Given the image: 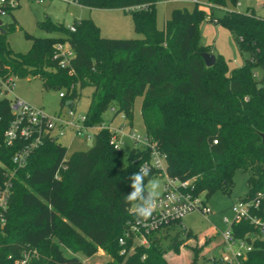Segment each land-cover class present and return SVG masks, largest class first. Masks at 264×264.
<instances>
[{"label": "trees", "instance_id": "trees-1", "mask_svg": "<svg viewBox=\"0 0 264 264\" xmlns=\"http://www.w3.org/2000/svg\"><path fill=\"white\" fill-rule=\"evenodd\" d=\"M160 1L77 0L90 9L130 14L142 39L103 38L92 20L74 23L76 31L71 32L47 19L40 27L62 37L27 35L32 46L22 54L8 42L16 22L5 24L6 34L0 33V81L38 78L46 90H66L62 103L79 100L82 91L92 87L87 116L93 126L101 125L104 114L114 109V117L124 114L125 127H133L135 103L142 98L146 134L168 156L171 178L194 180L195 191L209 200L216 192L230 194L241 171L249 176L243 199L253 197L264 191V80L253 77L256 69L264 70V19L255 10L227 11L219 24L249 58L230 70L218 56L208 67L202 55L209 51L199 43L205 17L200 5L195 4L193 11L174 10L160 30L156 25ZM207 2L215 9L226 8L229 2L236 5L237 0ZM58 43H68L74 52L69 67L55 59ZM6 95L0 100V160L12 167L14 150L3 141L13 119ZM111 137L102 130L93 148L69 158L66 147L51 141L30 156L17 172L5 223L0 212V264H14L27 247L38 253L32 264H84L77 254L92 257L99 250L112 258L103 264H170L165 255L170 250L178 254L182 239L179 232H169L180 222L169 232L154 235L149 246L121 254L119 240L133 217L132 206L124 201L131 191L129 177L149 156L137 149L125 155L113 148ZM154 176L150 173L146 184ZM259 215L264 218V199ZM233 232L238 238L257 233L247 222L234 225ZM165 241H171L168 247ZM64 249L73 255L66 256ZM194 250L192 264H197L200 250ZM245 264H264V239L255 241Z\"/></svg>", "mask_w": 264, "mask_h": 264}, {"label": "rangeland", "instance_id": "rangeland-1", "mask_svg": "<svg viewBox=\"0 0 264 264\" xmlns=\"http://www.w3.org/2000/svg\"><path fill=\"white\" fill-rule=\"evenodd\" d=\"M195 4L200 5V9L204 12L205 17L200 24V45L207 48L210 54L218 57L222 56L227 62L230 70L243 66L244 61L249 58L247 53H241L238 49L236 41L229 30L219 24V20L227 11H236L239 13H247L249 10H255L257 17L264 19V0H237L236 5L227 3L226 8L212 9L207 0H199ZM193 1L185 0H161L156 5V25L157 28L163 30L166 22L171 18V14L176 9H187L193 11L195 5ZM47 19L58 25L70 27L81 20H92L99 28L103 38L107 39H142L143 36L135 30L134 22L130 14H126L121 9H90L83 7L74 2V0H47L44 5H37L34 2L25 1L21 8L15 10L11 16L5 17V24H11L14 21L17 30L8 35V42L11 49L16 53L26 54L32 46V41L27 35L34 38H57L62 37L58 33H48L44 31L40 24ZM262 75L260 69H256ZM7 98L10 101L20 99L34 106L40 107L48 114L54 115L59 112H65L70 101L66 100L62 103L60 92L54 90H46L43 83L38 78H13L12 89L7 92ZM94 89L87 87L82 91L81 98L76 102L77 111L81 114H87L91 104ZM142 98H138L134 108L133 127L126 128V121L122 119V115H118L113 119L114 114L108 110L103 116L102 125H110L111 129L118 130L123 128L125 133L129 129L137 133H146L145 125L141 114ZM101 126H97L100 128ZM99 130L92 129V138L87 136L82 138H74L71 133L67 137L60 140V144L68 149L67 158L75 152H86L94 147L96 137ZM125 146L123 147L125 155H128L133 148V143L129 138H124ZM126 164V158L124 159ZM248 174L238 172L234 178L233 187L230 194L216 192L211 196L209 206L213 210V214L204 216L194 213L186 216L181 224L172 231L179 232L182 239L180 252L177 254L170 250L165 255L170 264H192L194 258V249L200 250L197 264H212L210 259L221 256V247L212 249L215 244L221 243V232L226 231L227 226L223 223L224 219L233 220L234 215L232 207L239 200L245 198L248 194ZM160 183L158 196L161 195L165 179L161 176H154ZM157 196V197H158ZM173 225L169 228L172 229ZM169 229H167L169 232ZM184 229L190 233V237L184 234ZM216 230L218 234L209 236L212 231ZM165 233V232H164ZM170 233V232H169ZM186 233V232H185ZM171 241H165L164 245L169 246ZM208 251V252H207ZM103 256L85 257L81 254L78 256L86 262V264H103L111 261L112 258L103 250ZM66 256H71V252L64 249Z\"/></svg>", "mask_w": 264, "mask_h": 264}, {"label": "built area", "instance_id": "built-area-1", "mask_svg": "<svg viewBox=\"0 0 264 264\" xmlns=\"http://www.w3.org/2000/svg\"><path fill=\"white\" fill-rule=\"evenodd\" d=\"M25 1L34 2L37 5H44L47 2V0H0V20L4 25V18L11 16L15 10L21 8ZM65 1L69 2L70 0ZM74 2L77 3V0ZM68 28L71 32L76 31L74 25ZM55 47V59L60 61L61 67H69L71 60L75 57L70 45L58 43ZM261 71L262 75L256 70L253 72V77L258 81L264 80V70ZM12 83V79L6 82L0 81V100L8 94L7 92H10ZM66 95V90H63L59 96L64 99ZM77 101H70L72 105H68L65 112L62 111L54 115L20 99L11 101L13 119L4 132L3 141L8 148L14 150V154L11 158L12 167L0 160L2 223H5L3 216L8 210L13 195L17 172L27 165L30 156L48 141L60 144V140L67 137L69 133L74 138L87 136L88 139H91L90 131L95 128L99 130L98 132L108 130L112 134L110 143L117 151L123 150L124 138H129L133 143L132 149L147 152L149 156V159L144 161L141 166L147 165L150 173H155L165 179L163 191L157 197V206L149 221L144 224H137L133 209H130V214L133 217L128 221L124 235L119 240V244L123 247L121 254H130L139 246H149L154 235L163 234L174 223H181L188 215L198 213L209 216L213 214L205 193L195 191L194 180L181 181L168 175V156L146 133H137L132 129L125 133L123 128L115 130L111 129L110 125L101 124L100 128H97L99 125H90L87 114H81L77 111ZM111 111L113 114L115 113L114 109ZM121 115L122 119L126 121L125 115ZM214 143L217 144V141ZM59 177L58 174L56 178L59 179ZM263 199L264 191H261L253 197L241 199L234 204L232 207L234 218L233 220L224 219L223 223L227 229L221 232V243L214 247L215 249L222 248L221 256L210 259L212 264H245L248 254L254 250L255 241L264 239V218L259 215ZM242 222L249 223L256 229L257 233L248 234L244 238L236 237L233 226ZM37 257V251L27 247L22 251L21 256L14 261V264H32Z\"/></svg>", "mask_w": 264, "mask_h": 264}, {"label": "clouds", "instance_id": "clouds-1", "mask_svg": "<svg viewBox=\"0 0 264 264\" xmlns=\"http://www.w3.org/2000/svg\"><path fill=\"white\" fill-rule=\"evenodd\" d=\"M149 175L150 169L147 165L132 173L129 177L131 191L124 196L125 203L132 206L137 224L149 221L157 206L160 183L157 179H150L146 184Z\"/></svg>", "mask_w": 264, "mask_h": 264}, {"label": "water", "instance_id": "water-1", "mask_svg": "<svg viewBox=\"0 0 264 264\" xmlns=\"http://www.w3.org/2000/svg\"><path fill=\"white\" fill-rule=\"evenodd\" d=\"M0 33L2 35H5L6 34V31L4 29V24L3 22L0 20ZM203 58H204V61L206 63V65L208 67H213L215 64H216V61H217V57L210 54V53H204L203 55ZM68 105H72L71 103H69ZM261 138L263 140V143H264V134L261 135Z\"/></svg>", "mask_w": 264, "mask_h": 264}, {"label": "crops", "instance_id": "crops-1", "mask_svg": "<svg viewBox=\"0 0 264 264\" xmlns=\"http://www.w3.org/2000/svg\"><path fill=\"white\" fill-rule=\"evenodd\" d=\"M197 1H199V0H197ZM197 1H193L194 2V4H195V2H197ZM115 117H113V119H114ZM216 234H218L217 232H216V230H213L212 231V234H210L209 236H215ZM215 247V244L212 246V249L211 250H213V249H215L214 248ZM208 252V251H207ZM73 254H71V256H72ZM103 256V253L102 252H98L97 254H95L94 256H92V257H95V256ZM76 256H78V254L76 255ZM79 257V256H78ZM80 258V257H79ZM82 260V259H81ZM83 261V263L84 264H86V262L84 261V260H82ZM106 263V262H105Z\"/></svg>", "mask_w": 264, "mask_h": 264}]
</instances>
